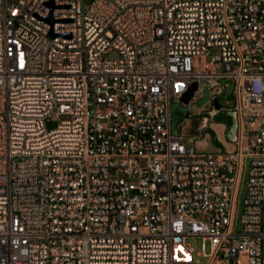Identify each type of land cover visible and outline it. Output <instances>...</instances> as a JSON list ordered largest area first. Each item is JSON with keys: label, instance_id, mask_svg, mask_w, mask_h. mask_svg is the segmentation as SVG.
I'll list each match as a JSON object with an SVG mask.
<instances>
[{"label": "built area", "instance_id": "1", "mask_svg": "<svg viewBox=\"0 0 264 264\" xmlns=\"http://www.w3.org/2000/svg\"><path fill=\"white\" fill-rule=\"evenodd\" d=\"M0 264H264V0H0Z\"/></svg>", "mask_w": 264, "mask_h": 264}, {"label": "rangeland", "instance_id": "2", "mask_svg": "<svg viewBox=\"0 0 264 264\" xmlns=\"http://www.w3.org/2000/svg\"><path fill=\"white\" fill-rule=\"evenodd\" d=\"M115 54L112 53V56H114ZM229 96V95H232L231 93V89L228 90V92H226V96ZM193 105V104H192ZM192 105L188 106V111H191L192 110ZM187 111V112H188ZM190 120H188V122L186 123H189V126H191L190 129H188V134L189 136H197L199 138L201 137H204L206 135V132L209 131V132H214L215 136H217L218 134V131L217 129L215 128L214 124L216 122V119L215 120H212V121H209V124H208V127L207 128H200L201 127V120H202V115H193L191 116V118H189ZM227 124V125H226ZM224 124L226 126V129H225V132H226V136L227 138L230 140L233 136H234V133H235V129H236V121L233 119L231 123H226ZM49 128H54L57 126V122L53 121V122H50L48 124ZM215 142L218 146H220L216 140V137H215ZM197 145L199 146V144L197 143ZM233 145V143H232ZM227 148V145H225V149ZM253 159L249 158L247 159V170H246V174L248 173V167L250 165V162L252 161ZM246 176H245V179H244V182H243V186L241 187L240 189V195H239V201H240V205H239V212L237 214V217H236V230L237 231H240L241 229V212H242V202H243V199L245 197V194H246ZM190 243L192 244V246H194L196 248V253L200 252L202 250V244H203V240L202 238H196V239H192L190 240ZM207 251L209 252L210 251V243L207 242ZM197 256V255H196Z\"/></svg>", "mask_w": 264, "mask_h": 264}, {"label": "water", "instance_id": "3", "mask_svg": "<svg viewBox=\"0 0 264 264\" xmlns=\"http://www.w3.org/2000/svg\"><path fill=\"white\" fill-rule=\"evenodd\" d=\"M48 5L51 7L53 10L55 8V4L53 1L49 2ZM48 21L53 25L55 23V20L53 16L51 15L48 18ZM53 36L55 34L53 31L51 32ZM70 36V34L66 35ZM197 90V85L193 84L188 92H186L182 98L183 102L188 104L191 99L194 97L195 91ZM219 94L218 90H210L206 89L205 93L202 98H200L196 103L192 105V110L188 111L185 115L183 114V110L179 108V106L175 105L173 107V115H174V123L178 121L179 118L182 117H188L190 114L193 115H202L205 111L208 110V108H211L212 105L214 104L218 109L221 107H229V104H227L225 101H220L218 98L212 99L214 95ZM205 122H208L209 116L206 114L204 115ZM216 121L218 122H223V123H231V113H226V112H221L216 116ZM234 140V139H232ZM220 146H225V144L220 141L218 142ZM227 151H231L230 149L226 148Z\"/></svg>", "mask_w": 264, "mask_h": 264}, {"label": "crops", "instance_id": "4", "mask_svg": "<svg viewBox=\"0 0 264 264\" xmlns=\"http://www.w3.org/2000/svg\"><path fill=\"white\" fill-rule=\"evenodd\" d=\"M224 124L226 123L216 121L214 126L218 131L217 136H215L214 132L207 131L204 137L199 138L197 142L199 144L198 147L207 151H217V150L225 149V146H218L216 144L215 142V137H216L217 142L222 141L225 145H227L228 149L232 150L233 138H231L230 140L227 138L225 132L226 126Z\"/></svg>", "mask_w": 264, "mask_h": 264}, {"label": "flooded vegetation", "instance_id": "5", "mask_svg": "<svg viewBox=\"0 0 264 264\" xmlns=\"http://www.w3.org/2000/svg\"><path fill=\"white\" fill-rule=\"evenodd\" d=\"M218 99H219L220 101H225V100H226L224 95L221 96V97L218 98ZM232 100H233V96H232V95H229V96L227 97L226 103L228 104L229 101H232ZM233 119L236 121V129H235L234 136H233L232 138H234V137L236 136V131H237V120H236L235 116H234L233 114H231V122H232ZM226 125H227V124H226Z\"/></svg>", "mask_w": 264, "mask_h": 264}]
</instances>
